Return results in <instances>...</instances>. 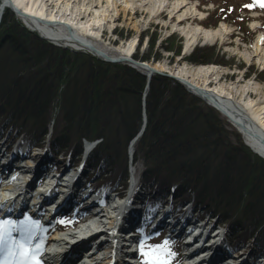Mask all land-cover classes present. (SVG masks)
Returning <instances> with one entry per match:
<instances>
[{"label": "trees", "instance_id": "16d2710c", "mask_svg": "<svg viewBox=\"0 0 264 264\" xmlns=\"http://www.w3.org/2000/svg\"><path fill=\"white\" fill-rule=\"evenodd\" d=\"M10 10L0 24V138L78 157L84 140H100L88 158L92 178L101 171L98 184L118 186L129 176L128 151L144 123L145 95L146 128L134 144V160L145 162L140 178L148 198L169 193L177 202L193 195L236 239L247 240L242 236L253 226V244L264 245V158L236 128L227 130L218 109L200 105L170 76L155 74L146 88L140 70L58 46ZM218 58L208 46L188 56L205 64Z\"/></svg>", "mask_w": 264, "mask_h": 264}, {"label": "bare ground", "instance_id": "6f19581e", "mask_svg": "<svg viewBox=\"0 0 264 264\" xmlns=\"http://www.w3.org/2000/svg\"><path fill=\"white\" fill-rule=\"evenodd\" d=\"M49 1L50 0H2V6L0 7V24L4 9L8 4H12L15 8L19 9L21 18L30 28L37 29L44 36L52 38L56 41L63 40L66 41L69 45L74 44L77 48H87L90 51L95 52L93 51V48L99 50V47L92 39H90L91 35L98 36L100 34L102 27L105 26L102 24L101 20L108 17L110 7H117L118 5L120 6V2L122 1L123 4L126 3L128 5H131L134 14H138L141 11L144 14L147 11H145V9L143 8H146L148 10L147 14L150 13V17L152 15L153 17L156 15L162 17L167 16L170 22L175 21V27L186 36L184 46L186 52L191 49L193 43L200 37L215 40L228 33L227 25L223 22L215 28H206L199 23L194 25L191 22V19L197 18L196 14H199L202 17L203 13L199 11L197 6H190V8L194 9V11L192 12H190V9H185L184 11H182L183 7L191 4L190 0H105L106 4H102L104 0H88L85 6L80 9L77 14L74 15V18L69 19L59 18L58 15L51 10L52 6H54V0H52L50 3ZM94 4H97L96 7H94ZM123 11L127 13L128 10H126L125 8ZM90 15L93 16V19H87L86 21H83L84 18H87ZM184 21H188L187 25L182 24ZM58 25H61L62 27H55ZM262 42V39L256 40L254 42L253 46L255 47L256 53L262 51ZM135 44L136 37L125 41L123 44L119 45L116 48L118 56L114 57H130V59H135L133 58V52L136 51ZM105 53L108 52L105 51ZM107 56L110 55L107 54ZM124 61L128 62L129 60L123 59L121 62ZM129 62L133 66L139 68V66L133 64V61L130 60ZM146 62L156 69H165V64H154L148 61ZM142 69L145 70L148 75L152 74L149 66L143 67ZM165 71L183 80H186L189 74L205 75L207 80L205 79L206 81L204 80V83L200 84L189 81V86L192 89L200 90L201 96L205 97V100L215 105L217 108H219V110H222L235 126L242 128V133L244 134L245 141L248 143V145L264 157V101H260L259 99L253 98L251 96H244L246 90L243 91V93H240L239 99H234L235 95L233 94V91H231V93H225L224 89L219 90L211 87L213 80H210L208 78L222 74V69L215 65L199 66L193 71H177L173 67H168V69ZM8 151L9 146H7L5 150H2L0 145V155H3L4 157L6 156ZM16 154L17 153L14 152L12 156H17ZM46 157V153H40L39 155L34 154L33 156L28 158H33L35 161H40L42 163ZM59 162L62 163V161ZM28 163L30 162L27 161L26 164ZM65 165L66 167H72L73 163ZM30 166V164L27 165V168H25L24 170L28 171ZM84 167L85 165L80 168L79 172H77L78 178L76 180L77 183L76 185L74 184V189L72 190V199L74 197L75 200V198L78 197V199L74 203L77 204L78 207L82 208L80 214L83 218L99 217V219L95 224L92 223L91 225H89L87 220L84 221V224H81V226H87L88 229L83 231L69 230L65 232L54 233V235L48 238L47 248L50 247V245L51 247L48 249L46 256L50 260H57L59 264H69L70 262L74 261L79 254L84 253L87 259L83 261L82 264H120L117 259L116 252L114 253L113 258L111 255L107 256V253L103 254L99 252L104 250L105 246L109 244L110 241L112 242V240L109 239L110 231H113V229L120 228L122 225H125V216L123 215L121 221H114V214L115 212H119L120 203L115 204L111 211H109V209L107 208L108 206L105 202L111 200L112 196L110 194H107L105 197H101V204H99L98 199H95L93 197V191H88V189L85 190L84 185L80 183V176H82L83 173L87 171ZM74 170L76 172L77 168H75ZM87 173L88 171L85 174ZM11 184L13 189L9 192L13 193L3 192L2 194H0V206L3 205L5 211H22L24 208H26L25 206H29V208L31 209L30 211L33 212L34 219L36 221H43L42 213L37 209L36 206L30 204L31 201L36 198L39 190L36 185L34 183L32 184V182L30 181L20 182L19 185L13 182ZM55 188L56 187L54 186L51 187L49 193H51ZM15 190L18 191L14 192ZM53 198L54 199H52L50 203H47L51 207L55 203L57 204L56 199L58 198L55 197V194H53ZM72 203L73 202L67 205H62L61 203L58 204V207L51 211L48 216L58 215V213H61V211L70 208L69 206H71ZM97 207H100V209L95 214L92 210ZM131 209L132 211H130L129 217L132 218V220H134L135 216H141L139 209ZM184 217L188 218L190 217V215L186 214ZM19 221L21 220H18V222ZM45 221L50 222V218L47 217L44 222ZM219 222L220 219L219 221L218 219L217 221L215 220L213 223L208 221L206 222L204 228L209 231V234L210 231H216L215 236H221L223 238L230 239V235L233 234L231 228L227 226V223L224 222V224H220ZM31 224L32 223H29V225ZM173 224L174 226H181L180 230L182 231V233L178 235V238H187L193 231L186 229L187 223H182L181 221H173ZM93 228H98V231L94 232ZM99 232L100 234H98ZM205 232L197 234L196 238H194L193 243L190 244L187 242L183 244L182 247L184 249L190 246L194 247L195 245H197L196 248H193L194 252L191 254V256L186 258L185 263L194 264V262L191 261H196L195 264H213V261L218 257L216 253L212 255L213 251L210 247L212 239H207ZM29 238L32 239V236H30ZM93 241H95V243H93L95 244L94 250L97 249V251H95L93 254L90 253L87 256L89 251L87 252L85 248L87 247V245H91V242ZM239 241L240 243H243V246H240L239 243V249L237 250L228 249L224 244L222 238L220 239L219 245L221 250L225 254L230 255L232 258H236V256H239L240 262H243L245 260L244 257L254 255L255 249L252 246L253 249L248 252L245 248H247V244L249 242H246L247 240L243 238H240ZM53 244L58 245V247L54 248ZM248 245L251 246V243ZM86 252L87 254H85ZM245 253L247 254L240 258ZM225 257L226 256L223 255V259ZM87 260L88 262H86ZM123 260L131 264H135L136 262V259L133 258H127ZM223 264H231V262L224 261Z\"/></svg>", "mask_w": 264, "mask_h": 264}, {"label": "rangeland", "instance_id": "374dc122", "mask_svg": "<svg viewBox=\"0 0 264 264\" xmlns=\"http://www.w3.org/2000/svg\"><path fill=\"white\" fill-rule=\"evenodd\" d=\"M52 0L49 1V3ZM88 0H54V6H52L51 10L58 15L59 18H74V15L78 13L80 9H82ZM121 1V0H120ZM191 4L187 5L186 7H183L182 11L185 9H190V12L194 11L193 8H190V6H197L200 12L203 13V16L201 17L199 14H196L197 18L191 19V22L196 24H201L204 27L208 28H215L222 22L227 25L228 33L225 35L217 38V39H205V38H198L192 45L191 49L186 52L184 49L186 36L175 26L176 22H170L168 17H162V16H154L150 17V13L147 14L148 10L146 8L144 14L139 12L138 14L133 13V9L131 5L123 4V2H120V6L117 7H110V11L108 14V17L106 19H102L101 22L103 25L102 30L100 31V34L98 36H92L90 39H92L99 47L100 51H107L108 55H110L111 58H114V56H118L116 48L123 44L125 41L130 40L134 37H136V51L133 52V55L135 59L137 60H143V58H148V62H152L154 64H165V69L161 70L158 69L159 73L155 74H162L166 77H169V73H167L168 67H173L174 69L178 70H191L193 71L199 66H208V65H215L217 67H220L222 69V74L218 76H212L208 79L213 80V83L211 84V87L222 90H225V93H231L233 91V94L235 95L234 99H239L240 93H243V91L246 90V93L244 96H251L253 98L259 99L260 101H264V7H261L262 0H190ZM227 2V3H225ZM102 4H106L105 0L102 2ZM140 4V3H138ZM97 5V4H96ZM94 4V7H96ZM136 5V4H135ZM99 6V5H98ZM126 8L127 13H125L123 10ZM142 9V10H143ZM222 9H225V11H222ZM216 10V12H215ZM10 12L16 16L23 25L28 26L24 20L21 18V16L17 15L13 10H10ZM198 13V12H197ZM93 16H89L87 18H84L83 21H86L87 19H93ZM92 22V21H90ZM188 21H184L182 24L187 25ZM61 25L55 26L59 27ZM62 27V26H61ZM28 29L29 26L27 27ZM262 39V51H259L256 53L254 42L256 40ZM58 44L65 45V41H55ZM67 44V42H66ZM178 45L181 46V52L179 55L176 54V50L178 49ZM69 46V45H68ZM212 47L214 48V51L218 55V61H214L208 64L205 63H197L193 60H189L188 56H191L194 51L197 48L200 47ZM73 51L81 52L86 57L88 55H92L95 57H98L102 59L103 57H100L96 55V53L91 52L87 48H77L74 44H71L69 47ZM185 52L182 56V52ZM104 60V59H102ZM105 61V60H104ZM108 62V61H105ZM118 61H115V63ZM120 62V61H119ZM121 63H126L129 66L135 68L130 62L124 61ZM167 68V69H166ZM140 70L142 73H144L148 78V73H146L145 70H143L141 67L136 68ZM151 75V77L153 76ZM171 78V76H170ZM174 79V78H172ZM188 81L196 82V83H204V80L206 79L205 75L198 74V75H191L189 74L186 78ZM207 80V79H206ZM205 80V81H206ZM174 81L182 84L185 89L189 91L186 85H184L179 80L174 79ZM173 82V81H172ZM229 90V91H228ZM194 94V93H193ZM195 95V94H194ZM198 96V95H195ZM199 104L200 105H209L208 101L203 99L202 97L198 96ZM222 117H224L227 120V130L231 128L237 127L231 122V120L226 117L224 114L219 112ZM6 135V134H5ZM141 136V134L139 135ZM244 140V138H243ZM100 141V140H98ZM96 141V142H98ZM7 146L9 147V152L7 154H10L11 152H16L19 154H25L27 157H31L34 154H40V153H46L47 157L42 162V165L46 164L48 161V158L53 157L56 162H59L62 160L65 164H74V163H80L78 156L76 155H68L66 154L63 156L62 150L59 151L60 156L54 157V153H50L48 149L42 148L41 150H34L32 153L30 151L26 150L27 144H24L22 147H17L15 139H12V136H8V138H3L1 140V148L2 150H5ZM37 152V153H36ZM130 163L129 165V171L132 173L131 179L132 184L134 181H138L140 178V172H142L145 168V162L143 159H140L138 161L134 160L135 156V146L128 152ZM27 163V162H26ZM82 162L79 164V168H81ZM89 174L92 172V167L85 165L84 167ZM86 171V172H87ZM86 174V175H87ZM130 175V174H129ZM84 176L81 177L80 182L83 183ZM138 189L140 191L139 196L142 199L144 195L148 192V187L143 186L141 182L139 183ZM130 186L128 187V189ZM5 193V190H1V193ZM104 192L109 193V187L104 189ZM113 197L114 195L111 194ZM192 197H189V199H194L195 197L191 195ZM196 204V211H198L199 214H202L204 210L203 206L201 204ZM206 214L210 215L209 217L210 222H214L215 220L219 221L220 224H224V220L222 217L215 216L213 212H206ZM29 217V214L27 215ZM25 214L19 217L20 221V227H21V237L22 239L17 238L13 235V231H11L13 226L15 225V222L12 224L9 223L7 225H4L3 228H0V232L6 234L8 232V235L11 233V238L8 239V237L5 239L6 244L14 245L16 242L20 241V246L23 245L25 249H27L28 254L33 251H37L39 244L46 243L48 238L51 236H47L48 234H53L50 230L49 232H46V229H50V227H54V219L52 221H38L37 224L35 222H32L33 224L28 225L27 223L28 218ZM10 218V219H9ZM11 215L9 217L5 218L2 216V213H0V222L9 221L11 222ZM33 219V218H32ZM35 221V220H33ZM66 221V220H65ZM58 223H61L62 226L67 227L68 224L66 222H62L59 220ZM226 223V222H225ZM253 232V226L248 227V234L245 237L247 240H249L250 244V236ZM27 234L32 236V239L27 237ZM147 235V232H146ZM165 238L160 237H153L152 239H145V247L148 249L153 247H158L161 249L167 248L173 251H176V246L172 242L171 239L164 240ZM22 240V241H21ZM23 240L26 244H24ZM42 240V241H41ZM224 242L229 244L227 241V238L223 239ZM246 243V242H244ZM247 244V248H245L248 252L251 251V246ZM108 246V244L105 246V248ZM230 246V244H229ZM240 246H243V243H240ZM43 248V247H42ZM107 249V248H106ZM46 250V248H45ZM20 252H22V248L19 249ZM104 251V250H103ZM167 252V251H165ZM44 253V254H43ZM40 255L39 259L46 258V252H44ZM107 253V252H106ZM108 256V254H107ZM157 256L159 257L160 261L163 262V264H168L166 260L168 259H162L163 256L161 255V252L158 250ZM181 253L177 252V264H181L179 258L181 257ZM245 256L243 254L241 257ZM6 261V260H5ZM169 261V260H168ZM34 262V261H32Z\"/></svg>", "mask_w": 264, "mask_h": 264}, {"label": "water", "instance_id": "95a60500", "mask_svg": "<svg viewBox=\"0 0 264 264\" xmlns=\"http://www.w3.org/2000/svg\"><path fill=\"white\" fill-rule=\"evenodd\" d=\"M93 51H95L94 53L100 55L101 57H103L105 60H108V61H122V60L124 59V60H129V61L131 60V61H133V64H135V65H137V66H139V67H141V68L149 66V68H150V70H151V72H152V74H149V75H148V77H149V81H150L151 75H153L154 73H159L158 69H156V68L150 66L146 61H139V60H135V59H132V58L130 59V57H129V58H126V57H114V58H111L110 56H107V54H106L105 52L100 51V50H98V49H94V48H93ZM129 61H128V62H129ZM134 67H136V66H134ZM169 75L172 76L173 78H175V79L180 80L181 82H183V83L188 87V89H189L191 92H193V93H195L196 95L202 97L203 99L205 98V97L201 96L200 90H198V89H197V90H196V89H192V88L189 86L190 84L188 83L189 81H188L187 79H186V80H183V79H180V78H178V77H176V76H173V75H171V74H169ZM145 122H146V120H145ZM144 128H145V124H144V126H143V128H142L140 134H142V132L144 131ZM140 134H139V135H140Z\"/></svg>", "mask_w": 264, "mask_h": 264}, {"label": "snow or ice", "instance_id": "6c2138e0", "mask_svg": "<svg viewBox=\"0 0 264 264\" xmlns=\"http://www.w3.org/2000/svg\"><path fill=\"white\" fill-rule=\"evenodd\" d=\"M260 6L264 7V0H262ZM9 223H11V222H9V221L0 222V228H3L4 225H7ZM4 243H5L4 235L2 232H0V251H3ZM20 247L22 248L21 255L26 258L28 255L27 249H25L23 245H21ZM158 250H159V248L157 247L156 249H152L149 252L143 253L146 257H148V259L145 261V264H163V262L160 261L159 257L156 255ZM37 264H39L38 261H37Z\"/></svg>", "mask_w": 264, "mask_h": 264}]
</instances>
